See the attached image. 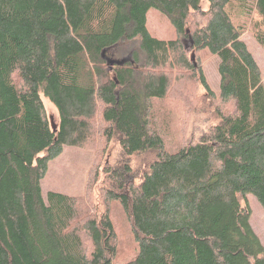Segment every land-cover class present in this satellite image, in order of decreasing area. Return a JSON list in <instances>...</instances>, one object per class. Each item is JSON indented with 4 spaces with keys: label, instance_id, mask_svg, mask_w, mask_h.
I'll list each match as a JSON object with an SVG mask.
<instances>
[{
    "label": "trees",
    "instance_id": "16d2710c",
    "mask_svg": "<svg viewBox=\"0 0 264 264\" xmlns=\"http://www.w3.org/2000/svg\"><path fill=\"white\" fill-rule=\"evenodd\" d=\"M202 1L0 0V264H115L106 211L83 215L74 197L41 192L49 161L84 145L95 120L122 154L103 171L137 245L125 264H264L246 202L264 208V85L242 39L249 30L264 50V0ZM151 9L174 38L150 34ZM121 42L130 58L109 69L102 53ZM202 50L219 60L217 97L229 107L197 143L170 153L152 101L167 97L173 71L214 96L188 59ZM144 153L155 156L135 183L129 159Z\"/></svg>",
    "mask_w": 264,
    "mask_h": 264
},
{
    "label": "rangeland",
    "instance_id": "374dc122",
    "mask_svg": "<svg viewBox=\"0 0 264 264\" xmlns=\"http://www.w3.org/2000/svg\"><path fill=\"white\" fill-rule=\"evenodd\" d=\"M201 6L206 7V0L202 1ZM147 29L151 35L159 39L175 37L174 28L168 19L155 9L148 12ZM242 39L259 66L264 85V50L254 40L249 30L243 34ZM130 45V42L119 43L105 53L103 60L126 58ZM188 59L193 67H200L203 70L214 96L209 97L197 79L188 72L173 71L169 75L167 97L164 100L152 101L151 115L153 126L166 129L167 135H163V138L165 149L170 153L185 145L197 143L207 134L210 127L218 122L217 113L226 112L229 107V104L220 102L217 97L220 78L217 71L219 60L216 55L208 50H202L198 53L189 52ZM42 100L47 119L51 126L56 127V113L45 98ZM103 128V124L98 120L92 121L90 135L84 145L65 146L58 157L49 161L47 171L41 180V192L44 200L49 191L74 197L83 215L87 212L100 214L106 211L115 232L114 263L125 264L135 256L137 245L132 236L131 224L121 205L106 197V189L110 186L103 167L117 170L122 154L118 136L106 141ZM154 156L153 153H144L129 159L135 183L139 182ZM246 202L251 211V226L264 245V208L251 195L246 197Z\"/></svg>",
    "mask_w": 264,
    "mask_h": 264
},
{
    "label": "water",
    "instance_id": "95a60500",
    "mask_svg": "<svg viewBox=\"0 0 264 264\" xmlns=\"http://www.w3.org/2000/svg\"><path fill=\"white\" fill-rule=\"evenodd\" d=\"M105 52L106 51H103V53H102L103 59L105 57ZM129 58H130V55L127 56L124 59H121V60H116V59H112V58H105V61H106L107 65L109 66V69H112V67H114V65H117V66L123 65L126 61H128ZM193 58L194 57L192 56V60H193ZM51 127L53 128L54 131L56 130V127L55 126H51Z\"/></svg>",
    "mask_w": 264,
    "mask_h": 264
}]
</instances>
